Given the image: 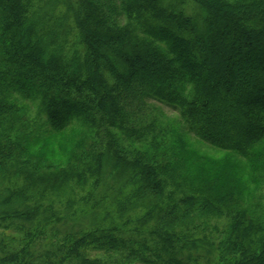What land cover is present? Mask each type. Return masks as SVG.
I'll return each instance as SVG.
<instances>
[{"label":"trees","instance_id":"16d2710c","mask_svg":"<svg viewBox=\"0 0 264 264\" xmlns=\"http://www.w3.org/2000/svg\"><path fill=\"white\" fill-rule=\"evenodd\" d=\"M28 1L0 0V264H103L91 252L140 264H264V219L227 208L232 192L175 202L166 193L156 141L164 130L151 116L153 104L165 106L180 131L264 164L256 148L264 142V0H76L70 11L83 51L68 59L36 31ZM77 125L96 134L99 148L89 143L55 162L33 151ZM93 176L98 201L112 183L138 177L132 198L162 203L159 211L178 204L232 214L228 232L214 244L182 227L139 239L96 222L49 230L56 213L47 201L70 200ZM7 231L20 238L6 242Z\"/></svg>","mask_w":264,"mask_h":264},{"label":"rangeland","instance_id":"374dc122","mask_svg":"<svg viewBox=\"0 0 264 264\" xmlns=\"http://www.w3.org/2000/svg\"><path fill=\"white\" fill-rule=\"evenodd\" d=\"M76 0H30L26 9L27 15L36 22V31L46 36L48 46L55 49L60 56L66 59L72 57L73 53L79 54L83 51L80 42V34L73 23L71 5ZM165 3L177 0H163ZM180 1V0H179ZM183 1V0H182ZM229 2H241L249 0H228ZM182 9L186 13L192 11L189 1L182 3ZM154 111L151 116L163 128L162 135L157 138L158 151L163 155L161 161L166 168V182L168 183L166 193H171L174 202L184 194L199 197L211 196L218 190L232 192L233 203L227 208H238L240 210H251V216L264 219V164L255 161L250 164L241 156L216 149L190 133H184L178 129V116L171 109L153 104ZM183 133V134H181ZM94 143L98 145L96 134L93 131L77 126H71L66 131L52 138L49 137L33 151L40 156L55 162L65 160L75 155H80L84 148ZM145 146V145H144ZM142 144L136 145L135 149L143 151ZM155 147V143H154ZM96 148H99L96 146ZM256 148L264 151V142ZM132 147L130 150H133ZM253 167L255 169H253ZM111 175V169L108 171ZM111 177L110 179H112ZM94 176L86 177L81 188H75L70 200L59 198L53 202L55 218L48 229L64 232H76L89 224L97 223L102 228H121L124 235H131L136 239L141 238L150 230H173L183 228L187 234L193 237H203L206 241L219 243L228 231V223L232 214H201L200 211L185 209L184 206H168L159 211L161 204L150 202L145 199L138 200L131 197V193L138 186V177L131 178L124 185L119 181L112 183L107 191V198L98 201L103 196V190L91 194ZM11 184L10 180L6 181ZM7 183L3 185L9 186ZM3 191L5 188H2ZM91 194V195H90ZM69 201V202H68ZM69 206V203L72 202ZM98 201V202H97ZM168 202V200H163ZM155 205L150 210V204ZM94 207V208H93ZM221 210L223 205H219ZM92 212H91V211ZM94 214L89 217V215ZM86 215L87 218H84ZM79 217L78 219H73ZM189 221V222H188ZM188 222V223H187ZM7 239H18L19 235L4 232ZM14 235V236H13ZM3 237L0 235V240ZM41 250H50L49 244L41 242ZM14 245V244H13ZM15 246V245H14ZM12 247V246H9ZM40 247L37 250L39 253ZM90 257H97L103 264H140L127 259L124 255L117 256L90 253Z\"/></svg>","mask_w":264,"mask_h":264}]
</instances>
